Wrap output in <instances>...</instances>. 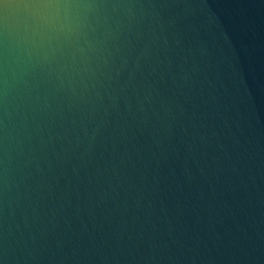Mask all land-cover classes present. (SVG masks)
Wrapping results in <instances>:
<instances>
[{"label":"clouds","instance_id":"9594fccd","mask_svg":"<svg viewBox=\"0 0 264 264\" xmlns=\"http://www.w3.org/2000/svg\"><path fill=\"white\" fill-rule=\"evenodd\" d=\"M194 8L0 0V264H216L154 219L152 162L224 119Z\"/></svg>","mask_w":264,"mask_h":264},{"label":"water","instance_id":"95a60500","mask_svg":"<svg viewBox=\"0 0 264 264\" xmlns=\"http://www.w3.org/2000/svg\"><path fill=\"white\" fill-rule=\"evenodd\" d=\"M194 4L188 23L213 51L209 75L224 119L199 132L188 126L152 162L163 189L153 202L155 223L186 254L264 264V0Z\"/></svg>","mask_w":264,"mask_h":264}]
</instances>
